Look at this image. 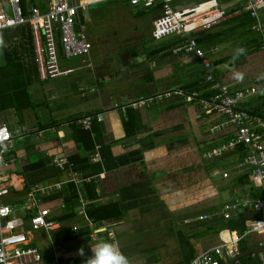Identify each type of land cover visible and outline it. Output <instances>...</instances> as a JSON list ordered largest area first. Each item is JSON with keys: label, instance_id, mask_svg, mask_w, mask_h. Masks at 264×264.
Listing matches in <instances>:
<instances>
[{"label": "crops", "instance_id": "crops-1", "mask_svg": "<svg viewBox=\"0 0 264 264\" xmlns=\"http://www.w3.org/2000/svg\"><path fill=\"white\" fill-rule=\"evenodd\" d=\"M0 1L12 15L8 0ZM103 1L111 0H96L79 14L91 52L66 58L59 44V65L72 71L54 78L39 76L28 24L2 31L0 124L13 139L1 166L8 188L1 203L22 220L24 247L42 254L30 264H84L101 241L116 243L128 264H179L231 245L236 236L239 251L225 253L221 264L235 257L264 264V234L247 232L262 216L253 202L264 187L244 162L246 144L209 154L238 130L227 113L204 104L220 93L216 81L229 95L242 92L237 105L264 139V5L252 15L248 0H217L226 14L219 24L157 39L153 28L162 2L115 0L121 9L116 18L95 20L89 6ZM203 1L171 5L183 9ZM49 3L23 0L24 12L32 6L45 12ZM93 20L100 25L95 33ZM188 37L213 64L215 81L195 51L177 50ZM85 116H92L89 127L81 122ZM42 208L54 226L30 229Z\"/></svg>", "mask_w": 264, "mask_h": 264}, {"label": "built area", "instance_id": "built-area-1", "mask_svg": "<svg viewBox=\"0 0 264 264\" xmlns=\"http://www.w3.org/2000/svg\"><path fill=\"white\" fill-rule=\"evenodd\" d=\"M95 1L50 0L47 11L43 12L38 7L32 6L29 13L26 14L23 0H8L12 8V15L6 13L3 2L0 1V56L2 53L1 44L4 40L2 31L18 24H28L32 31L35 61L40 78L46 80L71 72L72 69H62L59 65V44L66 58L85 56L91 52L93 43L87 34L86 24L79 22V14L81 9H86L90 3ZM129 1L135 6L140 4L153 6L158 2L163 3L161 15L154 21L153 35L157 39L174 33H182L184 36H188L190 32L211 28L226 17L223 6L217 0L194 3L183 9H174L172 7L171 4L175 0ZM263 5L264 0H248V8L251 10L252 15H256ZM182 49L195 51L198 56L203 58L208 79L216 80L213 64L207 58H204V52L199 48L194 38L188 37L187 42L182 47L177 48V50ZM214 85L219 89L220 93L214 96L211 101H205V107L213 105V108L227 113V122L235 124L238 131L235 139L213 148L209 154H222L233 149L237 143L246 144L250 151L244 162L252 167L254 178L264 187V139L262 134L253 131L249 127L248 112L237 105V99L243 93L238 92L236 96H232L227 94V88L219 81H216ZM81 122L86 127H89L92 122V116L83 117ZM227 122H222L219 126H225ZM12 136L10 128L5 123H1L0 173L1 166L4 164V154L11 146ZM55 162L59 166L66 164V161L61 158H55ZM4 182L5 178L0 174V264H30L41 260L42 254L37 247H24V244L28 242V232L23 228L22 220L11 217L13 208L8 204L1 203L2 196L8 192V188L3 186ZM33 199L35 200L34 197ZM247 203L248 200H245V204ZM253 205L262 213V216L248 224L247 232L264 234V192L261 198L254 200ZM231 207V205L228 206V208ZM48 212V208L38 210L31 217L29 228L32 230L52 228L55 223L47 219ZM226 216H229L227 212ZM109 231L113 234L111 229ZM238 240L239 236H236L231 245L221 244L214 246L196 255L191 260L180 262L179 264H221V259L225 253L231 255L239 251ZM60 264L73 263L63 261Z\"/></svg>", "mask_w": 264, "mask_h": 264}, {"label": "clouds", "instance_id": "clouds-1", "mask_svg": "<svg viewBox=\"0 0 264 264\" xmlns=\"http://www.w3.org/2000/svg\"><path fill=\"white\" fill-rule=\"evenodd\" d=\"M91 253L84 264H128L126 256L114 242H98L95 247H91ZM78 254L85 255L83 247L78 250Z\"/></svg>", "mask_w": 264, "mask_h": 264}, {"label": "rangeland", "instance_id": "rangeland-1", "mask_svg": "<svg viewBox=\"0 0 264 264\" xmlns=\"http://www.w3.org/2000/svg\"><path fill=\"white\" fill-rule=\"evenodd\" d=\"M119 7V4L117 3V1L115 0H111V1H103L102 3H99V4H94V5H91L89 6V13L90 14H93L95 16V20H99L101 18H107L109 21L111 18L112 19H115L116 18V14H119L120 13V10L118 8ZM122 8V7H120ZM175 9H178L177 7H175ZM124 12H127L129 14L130 11H127L126 8H124ZM128 18L131 19V21H135V19H138V18H134L132 16H129L128 15ZM141 20L143 19H147V16H144V17H141L140 18ZM98 28H100V25H97L96 22L93 20V21H90L89 23V29L92 33H95ZM101 30H105L107 31V27L105 25V27H102ZM98 35V34H96ZM108 42H104V44H107Z\"/></svg>", "mask_w": 264, "mask_h": 264}, {"label": "water", "instance_id": "water-1", "mask_svg": "<svg viewBox=\"0 0 264 264\" xmlns=\"http://www.w3.org/2000/svg\"><path fill=\"white\" fill-rule=\"evenodd\" d=\"M238 258L239 257H235L231 260V264L235 263V264H241L239 261H238ZM242 264H245V263H242Z\"/></svg>", "mask_w": 264, "mask_h": 264}, {"label": "trees", "instance_id": "trees-1", "mask_svg": "<svg viewBox=\"0 0 264 264\" xmlns=\"http://www.w3.org/2000/svg\"><path fill=\"white\" fill-rule=\"evenodd\" d=\"M62 50L60 49V53H62L63 54V52H61Z\"/></svg>", "mask_w": 264, "mask_h": 264}]
</instances>
